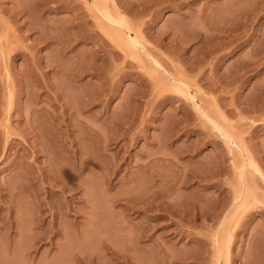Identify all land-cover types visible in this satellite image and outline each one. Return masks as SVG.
<instances>
[{"label":"rangeland","instance_id":"1","mask_svg":"<svg viewBox=\"0 0 264 264\" xmlns=\"http://www.w3.org/2000/svg\"><path fill=\"white\" fill-rule=\"evenodd\" d=\"M0 264H264V0H0Z\"/></svg>","mask_w":264,"mask_h":264},{"label":"bare ground","instance_id":"2","mask_svg":"<svg viewBox=\"0 0 264 264\" xmlns=\"http://www.w3.org/2000/svg\"><path fill=\"white\" fill-rule=\"evenodd\" d=\"M109 17H110V16H108L107 18L109 19ZM110 18H112V17H110ZM110 20H111V19H110ZM112 21L114 22L115 20H112ZM121 22H123V21H121ZM121 22H120V21L118 22V20H116L114 23H115V24L118 23V25H119V23H120V25H122ZM126 40H127V39H126ZM134 40H136V39H134ZM130 42H131V45L133 46V45H134V44H133V41H130ZM135 43H137V42H135ZM135 48H136V47H135ZM211 120H212V119H211ZM217 127H218V126H217ZM219 128H221V127H218V129H219ZM219 130H220V129H219ZM221 130H222V129H221ZM222 131H223V130H222ZM224 132H225V131H224ZM227 133H228V131H227ZM228 134H229V133H228ZM228 134H223V135H225V138H226L228 144H233V145L235 144V146H237L236 143L234 142V140H232L231 136H229ZM233 135H234V134H233ZM237 147H238V146H237ZM238 148H239V147H238ZM245 158H246V157H245ZM243 160H244V159H243ZM249 161H250V160H249ZM251 162H252V161H250V164H251ZM252 164L254 165V163H252ZM249 166H250V165H249ZM251 166H252V165H251ZM254 166H255V165H254ZM252 167H253V166H252ZM244 168H245V167H244ZM256 169H258V168H256ZM255 171H256V170H255ZM259 171H260V170H259ZM240 173H241V174H240V176H241V181L244 183V181H245V173H244V172H241V170H240ZM261 175H262V174H261ZM241 184H242V183H241ZM246 184H247V183H246ZM243 185H244V184H243ZM242 187H243V186H242ZM240 195H241V194H240ZM239 198H240V196H239ZM240 199H241V198H240ZM238 200H239V199H238ZM240 201H242V200H240ZM244 202H246V200H245V201L243 200V201L241 202V204H242V205H243V204L245 205ZM242 205H241V206H242Z\"/></svg>","mask_w":264,"mask_h":264}]
</instances>
